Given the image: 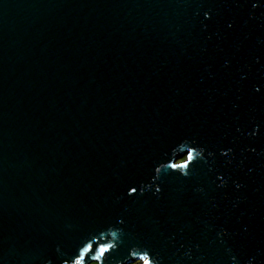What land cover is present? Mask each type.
Wrapping results in <instances>:
<instances>
[{
    "label": "water",
    "instance_id": "water-1",
    "mask_svg": "<svg viewBox=\"0 0 264 264\" xmlns=\"http://www.w3.org/2000/svg\"><path fill=\"white\" fill-rule=\"evenodd\" d=\"M87 244L264 264V0H0V264Z\"/></svg>",
    "mask_w": 264,
    "mask_h": 264
},
{
    "label": "snow or ice",
    "instance_id": "snow-or-ice-1",
    "mask_svg": "<svg viewBox=\"0 0 264 264\" xmlns=\"http://www.w3.org/2000/svg\"><path fill=\"white\" fill-rule=\"evenodd\" d=\"M194 157L192 155L191 152L188 153L187 155V159L184 163L182 164H179V165H176V164H173L171 165L172 168H188L189 167V162L193 161ZM130 189H131V193L132 194H136L137 192V188L134 186V185H129L128 186ZM159 191V189L157 190ZM111 249V246H101L99 248V251L97 253V259H99L100 257L104 256V254L108 251H110ZM93 250V247L91 244H87L81 248H79L78 252L76 253H73V256L75 257L74 261H73V264H82L83 260L85 259V257L91 253ZM143 261H144V264H151V261L149 259L148 256H144L142 257ZM64 264H67V260L64 261Z\"/></svg>",
    "mask_w": 264,
    "mask_h": 264
},
{
    "label": "rangeland",
    "instance_id": "rangeland-1",
    "mask_svg": "<svg viewBox=\"0 0 264 264\" xmlns=\"http://www.w3.org/2000/svg\"><path fill=\"white\" fill-rule=\"evenodd\" d=\"M93 264H98V263H93ZM137 264H142L141 262L137 263Z\"/></svg>",
    "mask_w": 264,
    "mask_h": 264
}]
</instances>
